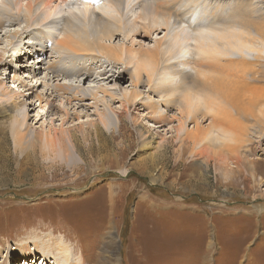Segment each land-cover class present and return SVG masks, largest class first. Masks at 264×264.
Returning a JSON list of instances; mask_svg holds the SVG:
<instances>
[{
    "label": "rangeland",
    "instance_id": "374dc122",
    "mask_svg": "<svg viewBox=\"0 0 264 264\" xmlns=\"http://www.w3.org/2000/svg\"><path fill=\"white\" fill-rule=\"evenodd\" d=\"M252 22L263 23L264 18ZM19 29L9 23L0 29V54L9 62L0 64V92L6 89L17 103L5 116L12 120L26 115L25 125L36 132L59 130L62 117L56 107L64 100L53 86L71 85L72 77L59 82L45 71L55 57L53 40L46 39L44 49L26 44L32 40L28 37L23 43L16 37L10 45L7 35ZM163 35L158 31L149 38H135L134 48H150ZM111 43L130 44L123 35ZM20 47L24 49L15 62ZM22 51H27L25 58ZM188 58H195L194 50ZM90 67L95 76L83 88L111 90L116 101H106L119 111L124 92L132 90L128 74L114 83L99 75L98 66ZM122 70L117 65L114 72ZM187 72L194 75L192 69ZM13 78L24 82L25 89ZM261 84L257 85L264 89ZM27 86L32 91H26ZM141 86L143 102L157 100ZM31 93L52 100L55 108L50 110ZM7 102L0 104V113ZM73 103L79 120L69 110L62 127L75 132L83 161L78 165L66 164L53 153L15 148L10 123L0 118V264H24L21 253L28 252L31 258L25 264L42 259L46 264H264V119L259 114L264 104L251 107L253 117L242 121L245 143L235 157L234 152L213 155L211 146L194 149L177 137L174 106L157 103L167 117L161 124L150 120L146 109L131 107L117 127L96 136L92 101ZM202 109L195 122L186 123V130L194 131L197 125L206 131L211 126L209 118L201 116ZM138 131L147 141L153 138L158 149L144 152ZM60 248L67 250L65 263Z\"/></svg>",
    "mask_w": 264,
    "mask_h": 264
},
{
    "label": "bare ground",
    "instance_id": "6f19581e",
    "mask_svg": "<svg viewBox=\"0 0 264 264\" xmlns=\"http://www.w3.org/2000/svg\"><path fill=\"white\" fill-rule=\"evenodd\" d=\"M52 1L0 0V29L6 23L20 28L7 35L9 44H15L16 37L22 43L27 37L32 39L26 44L35 47H42L46 39L53 40L51 52L55 57L46 63L45 71L59 82L66 77H72L73 81L71 85L53 86L54 93L64 100V105L56 107L62 122L59 130L44 133L25 125L26 115L7 119L5 113L16 108L17 103L6 89L0 92V104L9 101L0 118L10 123L15 148L53 153L66 164L83 162L74 130L62 126L70 117L69 110L74 111L73 119L79 120L73 102L89 100L98 121L91 122L96 136L117 127L120 116L131 107L137 111L144 108L151 115L150 120L165 123L167 117L160 113L158 103L170 109L174 106L179 122L176 136L188 140L194 149L211 146L213 155L234 152L233 156L238 157L237 150L245 143L242 121L253 117L251 107L264 104V89L258 87L264 82V22H252L264 18V0H63V4ZM158 31L164 33L162 40L150 48H134L135 38H149ZM117 35L128 38L130 44L114 46L111 40ZM107 41L108 45L104 43ZM23 47L14 55L15 62L20 60L19 50ZM192 50L195 58L190 60L188 55ZM24 52L25 58L27 51ZM5 63L9 62L0 54V64ZM89 63L98 66L99 75L106 81L121 83L125 73L128 74L132 90L124 92L119 111L111 109L110 102L116 101L111 90L83 88L95 76ZM117 65L123 70L114 72ZM187 69H192L194 75ZM13 81L22 88L26 86L18 79ZM142 84L147 92L156 95V101H142ZM26 88L29 92L33 87ZM34 99L45 103L50 110L55 108L53 101L42 95L36 94ZM200 107L204 109L201 116L208 117L211 126L206 131H200L197 125L194 131L186 130V123L198 118ZM259 114L264 119V110ZM78 129L84 138L83 127L80 125ZM180 132L182 135L178 136ZM138 133L144 152L158 149L159 144L153 138L147 141L142 131ZM58 250L63 251L62 262H67V250ZM30 256L29 252L21 253V260L28 262ZM39 264H46V260Z\"/></svg>",
    "mask_w": 264,
    "mask_h": 264
},
{
    "label": "snow or ice",
    "instance_id": "6c2138e0",
    "mask_svg": "<svg viewBox=\"0 0 264 264\" xmlns=\"http://www.w3.org/2000/svg\"><path fill=\"white\" fill-rule=\"evenodd\" d=\"M93 2H95V0H93Z\"/></svg>",
    "mask_w": 264,
    "mask_h": 264
}]
</instances>
